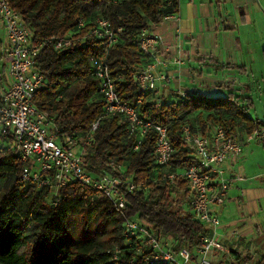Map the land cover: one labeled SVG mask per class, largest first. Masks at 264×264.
<instances>
[{"label": "trees", "instance_id": "16d2710c", "mask_svg": "<svg viewBox=\"0 0 264 264\" xmlns=\"http://www.w3.org/2000/svg\"><path fill=\"white\" fill-rule=\"evenodd\" d=\"M9 1L35 37L83 36L72 48L56 50L52 44L42 48L37 66L47 82L36 92V105L53 118L60 132L84 134L98 121L84 156L88 169L97 173L115 159L125 165L126 177L136 182L143 179L147 187L127 192L125 205L116 207L105 196L92 203L85 201L90 191L82 190L79 182H72L59 188L60 198L54 202L50 186L39 188L35 182L20 179L27 162L10 144L6 145L0 151V264H147L143 254L134 253L131 240L123 234V222L128 218H137L159 235L170 236L176 247H196L201 234L211 230L196 215L188 181L154 180L156 131L148 130L138 149H134L137 138L129 134L123 117L105 114L99 82L90 63L92 55L105 54L110 74L116 78L119 98L135 105L145 119L169 126L176 149L172 163L177 166L200 161L183 143L186 124L193 131L207 133L211 129L209 121L218 114V124L228 134L239 137L242 130L249 133L254 126L264 125V121L249 113L254 104L250 95L229 91L224 96H210L203 90H191L176 100H155L148 98L147 90H139L133 73L144 61L139 48L142 30L174 13L180 0ZM96 16L108 19L117 35L110 46L105 39L88 33ZM81 18L85 20L84 27L78 24ZM140 97L143 99L138 102ZM195 113H199L201 128L187 120ZM72 215H81L91 224L104 222L108 225L106 236L101 240L88 236V232L97 230V224L74 240ZM63 236L70 241L56 243V238ZM115 245L121 248L117 257L113 256ZM241 261L264 264V253L259 260L247 254Z\"/></svg>", "mask_w": 264, "mask_h": 264}, {"label": "built area", "instance_id": "2783aa9c", "mask_svg": "<svg viewBox=\"0 0 264 264\" xmlns=\"http://www.w3.org/2000/svg\"><path fill=\"white\" fill-rule=\"evenodd\" d=\"M172 16L170 13L163 19ZM0 17L7 40L0 47V63L5 64L9 77L8 84L3 81L0 84V151L10 144L19 152L22 160L27 162L20 179L35 182L39 188L50 186L54 192V202L60 198L59 188L79 182L82 190L90 191L84 197L85 201L92 203L105 196L116 207H123L127 192L145 188L147 184L143 179L136 182L126 177L125 165L115 159L107 162L108 168L97 173L88 169L84 156L98 121L84 134L60 132L55 127L53 118L40 109L35 101L37 90L47 82L44 73L37 66L42 48L48 44H52L56 50L72 48L81 42L83 36L67 34L35 37L21 13L9 0H0ZM93 22L94 25L88 31L90 35L105 39L107 46L116 42L117 35L108 19L96 16ZM78 24L84 27L85 20L81 18ZM159 44H163L160 33L150 28L142 30L139 48L144 54V61L133 73L140 91L155 90L159 82L169 75L165 71L169 61L158 57L156 52ZM171 47L164 44L166 50ZM176 61L183 62L181 55ZM90 63L92 74L99 82L105 114L123 117L129 134L137 138L135 150L148 130L156 131L154 180L162 183L187 180L196 215L212 230L202 233L201 241L194 248L186 245L176 247L170 236L159 235L137 218H128L123 222V234L131 240L134 253L143 254V260L147 264H219L212 258V251L215 248H228L219 237V226L223 221L215 210V204L226 200L231 180L226 176L224 164L231 156L243 153L242 139L236 134H228L219 124L207 133L200 129L193 131L186 124L182 130L183 143L200 161L190 166H177L172 163L176 149L169 126L145 119L135 105L119 98L115 87L116 78L110 74L105 54L92 55ZM182 94L186 95L187 92ZM142 99L140 97L138 102ZM248 135L249 139L264 142V125L254 126ZM120 252L121 248L115 245L113 256L117 257Z\"/></svg>", "mask_w": 264, "mask_h": 264}, {"label": "crops", "instance_id": "0c3cea01", "mask_svg": "<svg viewBox=\"0 0 264 264\" xmlns=\"http://www.w3.org/2000/svg\"><path fill=\"white\" fill-rule=\"evenodd\" d=\"M172 14L149 26L163 37L156 52L169 61L165 67L169 75L155 90L148 91V98L176 100L190 89L185 76L193 77L195 73L202 83L198 85L193 77L194 87L209 92L233 91L220 73H232L242 82L239 76L264 71V0H180ZM164 44L171 45V49H164ZM180 55L181 63L176 61ZM251 85L244 82L243 94L252 96ZM234 87L240 90V86ZM253 102L252 109L256 106L254 98ZM255 110L256 115L249 110L250 115L264 121V115ZM241 132L243 153L231 156L224 164L232 184L226 200L215 204L223 221L219 237L228 248L212 251V258L219 264H243V256L256 258L258 250L264 251V142L249 139L248 133Z\"/></svg>", "mask_w": 264, "mask_h": 264}, {"label": "rangeland", "instance_id": "374dc122", "mask_svg": "<svg viewBox=\"0 0 264 264\" xmlns=\"http://www.w3.org/2000/svg\"><path fill=\"white\" fill-rule=\"evenodd\" d=\"M2 42L6 43L7 40H6V32H5L4 23H3L2 18L0 17V47L2 46V44H1ZM257 62H259V60H257ZM2 68H3L2 63H0V73L3 76L0 78V84L2 83L1 81L5 82V84H8V82H9L8 73L6 70L4 71ZM258 69H260V67H258ZM193 75H195L193 77L197 79V84L200 85V83H202L201 79L199 78L200 75L197 73H195ZM220 75L221 76L225 75L227 84L230 83L231 90H233L235 93L243 94L244 92H242L243 91L242 89H243L244 82L245 81H247L248 83L252 82L250 93H251L252 97L256 100L255 108L257 109V113L264 115V71L260 72L259 70H256L255 74L250 73L249 75L244 74L241 77L239 76V78L242 79L241 80L242 82H239L237 80L238 76H232V73H227V74L220 73ZM193 77H192V75L191 76H185L184 81H185V83L187 82L188 87L190 88L189 91L190 90L199 91V87H194L195 84H193L194 83ZM249 78H250V80H249ZM233 86H240V90H235V87L233 88ZM244 89H245V87H244ZM205 92L207 95H210V96H224V95L228 94L229 89L228 90L223 89V91L212 90L209 92L208 91H205ZM182 95L183 94L181 93L180 96H182ZM180 96H177L176 99H178ZM255 108L250 109V113L252 115L253 114L256 115L255 114L256 113ZM204 114L207 116L208 113L206 112ZM187 120L190 123L194 124L196 127L201 128L199 113H195V114L189 116ZM237 121H240V119H237ZM218 123H219V116H218V114H216L215 117H213L209 121L210 128L213 129ZM231 184L232 183L230 182V186H231ZM97 224H98L97 230H93L91 232H88L89 233L88 236H92L91 238H94L96 240H101L107 234V227H108L107 224H104V222H100V221H97L95 224L87 223L86 219H84L81 215H72L71 220H70V228H71V233L73 235L72 237L74 238V240H77L78 237L84 236V234L87 233L88 229H93L95 227V225H97ZM63 239L65 240V242H68V240L70 241V239H67L65 236H63L61 238H56V243L62 242ZM173 242H174V244H176L174 239H173ZM252 244L253 243L251 242V245ZM244 245L246 246L247 243H244ZM261 250H262V248H261ZM261 250H258L259 251L257 254L258 258L256 255V259H260L262 257V254L264 253V251H261Z\"/></svg>", "mask_w": 264, "mask_h": 264}]
</instances>
